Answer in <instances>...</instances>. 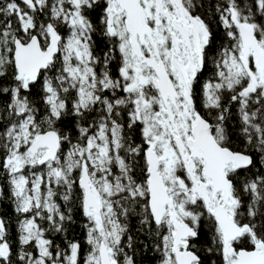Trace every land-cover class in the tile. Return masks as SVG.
<instances>
[{
  "label": "snow or ice",
  "instance_id": "1",
  "mask_svg": "<svg viewBox=\"0 0 264 264\" xmlns=\"http://www.w3.org/2000/svg\"><path fill=\"white\" fill-rule=\"evenodd\" d=\"M260 169L264 0H0V264H264Z\"/></svg>",
  "mask_w": 264,
  "mask_h": 264
},
{
  "label": "trees",
  "instance_id": "2",
  "mask_svg": "<svg viewBox=\"0 0 264 264\" xmlns=\"http://www.w3.org/2000/svg\"><path fill=\"white\" fill-rule=\"evenodd\" d=\"M217 33H218L216 37L217 45H220L221 43H226V41L223 38V31L218 28ZM242 146H243L242 140H237L236 143L234 144V147H237V148L242 147ZM252 171L255 172L256 170L253 169ZM260 171L264 172V169H260ZM248 175L249 177H251L252 173L250 172L248 173ZM0 212L7 213L11 216L12 222H13L12 239L13 241H15V238H16L15 213L12 210H10L6 204L0 205ZM74 215L76 217V223L70 227L69 237L75 238V239H82L84 236V231L82 228L83 217L81 216L78 209L75 211ZM130 229L132 231V234L137 240H144L145 232H144V229L140 225L139 217H135L130 221ZM211 231H212L211 222L207 218H204L202 225H201L200 238L197 241H194V243L196 244V250H198V254H201L202 256H205V254L201 250L210 243ZM56 239L58 242H60V238L58 236L56 237ZM149 239H151V237H149ZM145 242L147 243L148 241H145ZM213 259H216L217 264H219L217 257H213ZM137 260L139 264H156V261L158 260V254L153 255L151 252H149L147 256H141L138 253Z\"/></svg>",
  "mask_w": 264,
  "mask_h": 264
},
{
  "label": "flooded vegetation",
  "instance_id": "3",
  "mask_svg": "<svg viewBox=\"0 0 264 264\" xmlns=\"http://www.w3.org/2000/svg\"><path fill=\"white\" fill-rule=\"evenodd\" d=\"M62 31H63V29H62ZM82 222H83V223L85 222V221H84V218H83V221H82Z\"/></svg>",
  "mask_w": 264,
  "mask_h": 264
}]
</instances>
